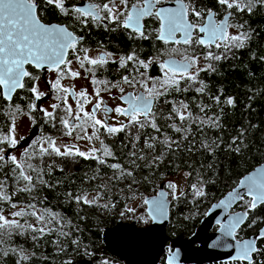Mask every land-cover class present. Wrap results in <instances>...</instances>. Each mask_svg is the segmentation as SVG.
Returning a JSON list of instances; mask_svg holds the SVG:
<instances>
[{
    "label": "snow or ice",
    "instance_id": "1",
    "mask_svg": "<svg viewBox=\"0 0 264 264\" xmlns=\"http://www.w3.org/2000/svg\"><path fill=\"white\" fill-rule=\"evenodd\" d=\"M176 7H157L161 4V0H134L129 3V0H106L103 4L89 3L83 7L72 5L71 7L65 6V0H43L44 4L55 5V7L64 16H73L81 24L87 25L89 20L95 24L103 23L107 21L105 27L108 24L115 25L116 28H123L129 32L131 36L140 39H149V35L145 32L144 21L149 17H155L159 20L160 26L155 30V38L165 44L173 43L175 45H186L193 47L194 45L204 46L210 48L213 44L216 48L223 47L225 53L230 52L232 48H240L244 46V42L250 39V32H239L237 35H231L228 29L231 27H237L243 29L244 24L233 25L229 22L230 17L233 15L232 9L237 12L247 11L249 14L253 12V9L257 6H264V0H216L223 8L227 9V13L220 21L215 19L216 13L211 9L197 8L196 0H175ZM41 3L40 0H0V99L12 104L13 96L18 90H26L32 94L35 100L41 99L46 93L39 90L36 83H33L30 88H26L25 78L38 80V77H33L32 73L26 68L27 65H31L37 69L47 67L48 71H56L57 78L54 81H49L51 89L54 90L57 100H61L64 116L59 117V122L64 129V135L73 136L75 133V139L87 140L90 144L93 139L100 140V130L103 129L110 136H114L117 133L129 130L131 136V129H143L145 127H151L156 132H160V128L156 123V111H154V104L160 97L166 96L169 89H175L180 91V82L182 80L188 82H196L197 77L201 71H214V66L211 63L206 64L204 68L198 66L199 57L196 55L188 54L187 48L184 49L183 58L181 60H175L169 58L163 61H154L152 58L145 61L140 59L135 51L128 55L119 57V65L124 68L131 62L134 66V71L139 72V68L147 70L149 66L157 62L161 70L160 77H149L145 75V72H139L140 79H137L135 75L122 77L123 84L128 85L133 89L142 88L144 91H134L125 93L123 87H119V83L112 84L111 87H119L121 93L120 100L121 105H117L114 109L108 108L100 95L101 89H94L95 103L89 99L87 90L75 91L72 87H66L61 84V80L64 78L76 79L80 76V72L73 70L71 67L72 61L67 59V53L69 50L73 52L83 51L84 55L76 56V60L80 65V68H85V65L91 67L86 68L88 72H93L96 66H103L109 62V58L112 57V53H102L97 57H90L87 49H77V44L82 37H77L72 31L69 30L67 25L57 23L44 22L40 15ZM194 19H189V17ZM197 33L202 35H197ZM179 34V38L177 36ZM173 52H178L180 49L173 48ZM224 53L214 54L211 51L207 52L204 56L205 61H220L225 59ZM116 62V61H113ZM63 66V67H62ZM195 69V71H193ZM152 82V87L148 86V82ZM93 85L102 83L106 85L105 91H110L111 88L107 87L108 81H97L93 75ZM201 86L196 89L197 92L204 91L203 82H200ZM159 85V87H157ZM187 90V89H185ZM59 93H63L61 96ZM72 95L76 98V108L73 110L71 105L67 103L68 96ZM219 102L220 97H214ZM172 103V112L167 119H178L181 122L191 121L193 123L198 122L200 125L205 123L211 124L213 127H219V117H193L192 113L188 110V105L183 101L179 102L177 106L176 102L166 101ZM228 105H233L232 98L226 100ZM91 104V111L85 110V105ZM37 104L30 102V113L37 110ZM52 111H48L46 108H40L39 111L43 113L45 121H52L53 127H55V121L57 116L56 110L61 107L60 104H52ZM103 110L105 113L104 119L97 118V112ZM200 111L204 112V106H200ZM111 112H115L117 116L125 117L126 123L116 121L115 124L108 123V115ZM22 113V109L19 105L14 106L13 122L7 135L0 136V144L6 145L7 148H16L20 143V140H24L25 137H20L17 140L15 137L16 123L15 114ZM177 133H187L189 128H185L183 124L177 125L172 123L169 125ZM88 128H91V133L88 132ZM244 130H241L238 137H233L230 145V150L236 154H240L247 145H244L243 136ZM187 139V135L182 137ZM140 139L139 135L136 136V141ZM157 137H151V140H157ZM165 149L175 151L173 145H178V141L172 140L165 135L163 141ZM133 148L136 147V142L132 144ZM212 154L211 145H203ZM218 146V145H217ZM234 146V147H232ZM145 147L148 149H154L155 145L148 140L145 141ZM63 149V150H62ZM101 153V155H97ZM82 157L84 159L96 160L98 164H105V157H114V153L104 144L103 140H100V148L94 146L89 147L87 151H81L75 144H62L58 145L54 137H40L31 140L28 146L24 149L21 156L18 158L14 154L6 152L5 147H0V169L6 164H11V174L15 178L16 182L23 181V187H18L17 192H32L36 183L42 184L45 187H52L50 183L43 179V167H39L33 164L31 161L39 158L41 163L44 162V157ZM129 156L132 158L131 163L135 166V169H139L140 165L136 163V160H145L144 155L137 157L136 152H130ZM164 153L159 156H154L145 165L147 168L158 167L163 162ZM55 166L53 161L48 164L49 170ZM114 170V175L110 177L111 180H122L125 178H132V183L128 184L129 190H132V185L139 183L135 178L134 170L124 168L120 163H112L108 165ZM211 167V166H210ZM63 169L61 168V171ZM35 173V177L30 174ZM118 173V174H117ZM192 173L186 172L185 178L190 177ZM96 177L94 176L93 179ZM147 180L148 177H143ZM35 180V182H34ZM5 181H0V201L10 202L11 196L5 191ZM206 181L202 176L198 177L197 183L191 184V188L194 191L196 197H203L206 195L203 185ZM101 187L106 188L107 185ZM170 190V194L173 200H179L185 193L183 190L178 192V185L175 182L168 181L165 185ZM238 189H244V192L238 191ZM169 193L161 191L157 194L156 198L148 199L143 198V205L149 206L146 209V217L141 216L145 223L148 220L156 221L159 217L166 215L167 204L163 199ZM15 195V192L13 193ZM68 197L70 200L76 203H82L89 206H102L108 207L107 204L99 205L98 201L102 198V193L97 191L95 195L89 198L87 192L83 194H76L69 192ZM249 199H246L245 197ZM35 200V198H33ZM38 202H32L18 207L16 203H12L11 207L16 209L10 213L12 217L9 219L3 214V210L0 209V243L6 242V239H10L13 233L24 235L29 231L33 233L32 239L38 238L50 234L54 231L58 232L60 236L69 237L71 232L63 231L62 229L70 224V221H66L64 217L58 212H52L47 208H39L37 203H43V200ZM129 199H135V193L129 197ZM242 201L245 204V210L242 213L230 215L226 223L217 221L220 229L228 236L235 239L238 229L248 220L249 213L254 212L261 205H264V167L256 169V171L250 175L241 179L231 192L227 194L226 199L219 201L218 205L213 207L227 208L233 201ZM115 207V205H112ZM127 212H134L135 209L131 207L125 208ZM124 213H121L123 215ZM31 216L37 221L36 225L28 223L24 220L21 223L20 219ZM264 220V218H261ZM257 221L253 220L252 224ZM249 225V227L252 226ZM58 225L59 227H55ZM78 230V229H77ZM38 234V235H36ZM264 241V228H261L258 234L248 240H237L235 244L236 255L232 258L238 260L241 264H258L255 257L258 254H264V248L258 246V242ZM72 244L79 247V242L75 239L71 241ZM9 251L17 253L20 258L27 260L29 257L24 255L23 250L16 248L6 249L3 255L7 256ZM91 255V253H89ZM173 256H169L168 264H173ZM16 264H20L18 260ZM67 264H71L68 261ZM107 264V262H104ZM264 264V261L259 262Z\"/></svg>",
    "mask_w": 264,
    "mask_h": 264
},
{
    "label": "trees",
    "instance_id": "2",
    "mask_svg": "<svg viewBox=\"0 0 264 264\" xmlns=\"http://www.w3.org/2000/svg\"><path fill=\"white\" fill-rule=\"evenodd\" d=\"M83 1L99 4L106 2V0H65L71 4ZM40 3L42 12L47 10L45 20L57 21L59 10L55 5L44 4L43 0H40ZM196 3L197 8L205 10L211 8L216 13L217 19H223L228 11L216 3V0H196ZM231 11L233 15L229 22L233 25L244 24V28L229 29L250 32V39L245 40L243 47L232 48L227 53L223 47L210 48L213 49L211 52L216 49L219 52L223 51L226 55V58L220 61L208 62L214 66V71H201L196 82L182 80L180 91L170 89L166 96L159 98L156 123L160 132H156L151 127H145L139 130L131 129V136L129 130L123 136L117 133L113 146L115 158L105 157V164H98L96 160L80 157H44L43 164L40 162L36 165L43 167V179L52 187L36 183L32 192L16 191L18 187H23L24 182H16L11 174L13 166L10 163L0 169V181L6 182L5 191L11 196L10 202L0 201V209L3 212L13 210L12 203L23 207L46 197L43 203H37V206L58 212L66 221L71 222L62 229L71 232L69 237L60 236L54 231L33 240V233L30 231L24 235L13 233L10 239L5 238L6 242L0 243V264H16L18 260L20 264H67L68 261H71V264H81L83 261L93 263L102 261L106 257L105 253L100 251L103 247L101 239L103 230L113 227L118 219L128 223L136 220V225L141 228L148 226L150 219L145 223L140 218L141 216L147 218L146 212L140 211V207L134 212H127L126 206L129 207V204L134 203L136 199L156 195L159 186L164 183L163 179L179 172H190L192 175L188 177L185 195L179 200L169 201V223L166 233L171 239L179 235L189 237L212 204L254 167L264 163V6L257 5L251 14L247 11L237 12L235 9ZM189 19L194 18L190 16ZM200 82L204 85L203 92L196 91L201 86ZM217 96L220 97L219 102L214 99ZM229 97L234 101L231 106L226 103ZM166 101L176 102L177 106L180 101H183L188 105V110L193 117H219V127H213L208 123L200 125L198 122H181L175 118L169 120L167 117L172 112L173 104ZM15 105H19L22 111L29 112L25 104L15 101L9 105L8 102L0 99V135L8 133L9 127L11 128ZM200 106H204V112L200 111ZM32 113L34 117L36 111ZM172 123L178 126L183 124L185 128L190 127V131L177 133L169 127ZM241 130H244L242 139L247 147L244 148L242 145L243 151L236 154L230 150V145L232 138L238 137ZM137 135L140 137L138 142ZM165 135L179 142L178 145H173V148L177 150L165 149L164 144L160 142L164 140ZM184 135L188 137L186 140L182 138ZM151 137L158 139L151 140ZM133 138L136 142L135 148L131 144ZM146 140L153 143L155 148H146ZM205 144L212 146V154L203 146ZM133 151L136 152L137 157L140 155L146 157L142 160L145 165L152 157L159 156L163 152V162L151 169L144 164H139L140 168L135 169L131 163L132 158L129 156V153ZM53 161L55 166L49 170L47 165ZM138 161L139 159L136 160L137 164ZM112 163H120L124 168L133 169L139 183L133 184L132 190H129L127 185L132 183V178L111 180L114 170L108 165ZM30 174L34 177L36 175ZM94 176L95 179H93ZM145 176L148 177L147 180L143 179ZM200 176L206 181L203 185L206 195L196 197L191 184L197 183ZM102 185L107 187L103 188ZM97 191L102 193L98 204H107L108 207L78 204L70 200L67 195L69 192L73 195L87 192L91 198ZM14 192L15 195H13ZM133 192L135 199H129ZM113 204L115 207L112 206ZM245 207L243 203L234 209L237 210L235 212H243ZM121 213L124 214L121 215ZM11 218L10 216L9 219ZM261 218H264V205L249 213L248 220L237 231L235 239L243 240L253 236L264 225V220ZM17 219H20L21 223L27 220L30 224H37L36 219L31 216ZM253 220L257 222L252 224ZM250 224L252 226L248 227ZM73 239L79 242V247L71 243ZM258 246L264 248V241L258 242ZM10 248L22 249L24 255L29 258L23 260L18 252L11 251L7 256L3 255V252ZM165 249L167 254L169 244H166ZM255 259L259 264L264 261V256H256ZM160 261L165 264L164 256Z\"/></svg>",
    "mask_w": 264,
    "mask_h": 264
},
{
    "label": "flooded vegetation",
    "instance_id": "3",
    "mask_svg": "<svg viewBox=\"0 0 264 264\" xmlns=\"http://www.w3.org/2000/svg\"><path fill=\"white\" fill-rule=\"evenodd\" d=\"M170 2H171L170 0H161V4L157 5V7H165L166 5L170 4ZM88 3H92V2H88ZM72 5L77 6V3H73L65 6L71 7ZM40 15L42 16L44 22H47L45 20V17L47 15V10H44L43 12L41 10ZM57 15H58L57 21H50L47 23H57V24L67 25L69 30L72 31L77 37H82V39L77 44V49L80 50L87 49L88 50L87 54L93 58L101 55L102 53H112V57L109 58V62L103 66H96L93 69V72H88L85 70L86 68L91 67L87 64L85 65V68H80L79 63L76 60L77 55H80L81 57L84 55L83 51L73 52L72 50H69L67 53V59L72 61L71 64L72 69L79 71L80 76L76 79L64 78L61 80V84L66 87H72L77 92L80 90H87L89 94V99H91L93 103H95V96H94L95 88L101 89L100 95L104 101V104L108 108H112V109H114L117 105H121V100H120L121 93L119 91V87H123L125 89V93L134 92V91H141V92L144 91L142 88L138 87L137 89H133L128 85L123 84L122 77L125 75H128L130 77L135 75L137 79H140L139 72H145V75L149 77L161 76V70L157 62L152 63L147 70L143 68H139V72H136L134 71V66L131 62H129L126 67L121 68L119 65L120 56L122 55L126 56L129 53L135 51L137 56L145 61L149 60V58H152L154 61H163L170 58V43L165 44L164 42L159 41L155 38L156 36L155 30L158 29L160 26L159 20L156 19L155 17H149L144 21L145 32L146 34L149 35V39L145 40V39L135 38L134 36H131L127 30L123 28H116L115 25L112 24H108L106 28L105 24H107V21H104L103 23L100 24H95L91 22V20H89L88 24L85 26L81 24L78 20L73 18L75 14H73V16H64L59 11ZM215 19L217 21L222 20V18L217 19V16H215ZM213 47H215V45H212L210 48ZM210 48L199 46L198 51L205 53L206 51L213 50ZM163 51L166 52L162 53ZM177 59L181 60L180 58ZM26 68L29 72L32 73L33 77L39 78L38 80L25 78L26 88H30L33 83H36L39 87V90L46 93V95L44 97H41V99L39 100H35L30 92L26 90H18V92L13 96L12 102L18 101V103L20 104H25L24 106L26 105L28 106L30 102H34L37 104L38 107L37 110H35L36 117H34L35 120H32L29 126V130L34 126H36L39 130L38 136L39 134H43L44 130L46 129L45 123H47L45 121L43 113L39 111V109L44 108L47 105H52L54 103L60 104L61 107L58 108L55 113L57 119L55 121L54 128L61 131L63 127L59 122V117L65 114L63 109V104L61 100H57L55 98L56 95H58V93L52 90L49 84V81H54L57 78L56 71H48L47 68L37 69L31 65H27ZM93 75L97 81H108L109 84L107 85V87H110L111 90L105 91L104 89L106 85L102 83L93 85L92 83ZM117 83H119V87H111L112 84H117ZM148 86L152 87L151 81L148 82ZM59 95L63 96L64 94L59 93ZM67 103L71 105L73 110H75L76 98L74 96L69 95ZM91 109H92L91 104L85 105V110L91 111ZM48 111H52V109L50 108ZM154 111H156L158 115L157 102L154 104ZM107 115H108V123L110 124H115L116 121H121L124 123L127 122L125 117L117 116L115 112H111ZM97 118L99 119L105 118V113L103 112V110L97 112ZM126 132L127 130L120 132L118 134L123 136ZM27 135L28 133L24 137H26ZM8 149H12V152L14 151L13 148H8ZM21 149H25V148H21Z\"/></svg>",
    "mask_w": 264,
    "mask_h": 264
},
{
    "label": "water",
    "instance_id": "4",
    "mask_svg": "<svg viewBox=\"0 0 264 264\" xmlns=\"http://www.w3.org/2000/svg\"><path fill=\"white\" fill-rule=\"evenodd\" d=\"M87 4L89 3L83 1L79 2L77 6L83 7ZM176 6V2L173 1L165 7L174 8ZM178 35L179 34H177V36ZM198 35L202 34L198 33ZM170 45L175 44L170 43ZM171 58L179 60L174 57ZM45 68L47 67H44L42 69ZM38 132V128L34 126L30 130L29 135L24 140H22L14 149L26 148L31 140L35 139L38 136ZM7 153L10 154L11 150H8ZM262 167H264V163L256 166L252 171L244 175L241 179H243L247 175L254 173L256 169ZM237 185L234 188H237ZM161 191H164L162 184L159 186L156 195L148 197V199L151 200L153 198H156L157 194ZM238 191L244 192L245 190L238 189ZM227 194H225L219 201H221L222 199H226ZM163 199L167 204L166 215L164 217H159L156 221L150 220V224L148 226L141 228L136 225L135 221H133L132 223H128L123 222L121 219H118L113 227L105 228L101 235L103 249L105 250V252L117 257L125 264H155L163 256L164 263L168 264L170 255L174 257L173 264H215L218 262L227 263L238 261L232 259L236 255L235 244L237 240L231 236L226 235L220 229L217 221L219 220L221 221V223H226L230 215L242 213V211H233L237 206L236 204L239 202V200L233 201L227 208L213 207L214 205H218L219 201L212 204L206 212L205 216L200 220L196 229L189 237L179 235L176 238L171 239L166 234V228L169 222L170 202L167 196H165ZM247 199L249 198L247 197ZM148 207L149 206H147V208ZM133 228H135L134 230L136 232L146 231V233H144L143 235H139L140 241L133 239L132 235L130 234L131 232H133ZM261 228H264V225L260 227L253 236H250L243 240H248L255 237ZM119 240H122L119 248L126 250L125 253H123L124 255L115 253L116 248L114 247V244ZM166 244H169V252H167V254H165ZM87 262H89V264L93 263L91 261ZM84 263L85 262H83V264Z\"/></svg>",
    "mask_w": 264,
    "mask_h": 264
},
{
    "label": "rangeland",
    "instance_id": "5",
    "mask_svg": "<svg viewBox=\"0 0 264 264\" xmlns=\"http://www.w3.org/2000/svg\"><path fill=\"white\" fill-rule=\"evenodd\" d=\"M67 4H71V3H67V2H65V5H67ZM191 20V19H190ZM228 32L231 34V35H237V34H239V32H238V30H236V29H228ZM173 48H178V49H180V51H178V52H173L172 51V49ZM187 48V50H188V54H190V55H196V56H198L199 57V61H198V66L200 67V68H204L205 66H206V64H208V62H210V61H205V59H204V56L207 54V52H209V51H206L205 53H202V52H200V51H198V49H199V45H194L193 47H189V46H186V45H171L170 46V58L171 57H174V58H180V59H182L183 58V52H184V49H186ZM166 51H163L162 53H165ZM212 53H214V54H216V53H219V54H221V53H224L223 51H221V52H219V51H216V49L214 50V51H212ZM161 54V53H160ZM193 71H195V69H193ZM157 87H159V85H157ZM51 105H47V106H45L44 108H46L47 110H49L51 107H50ZM61 110V109H60ZM27 113H29V112H26V111H22V113H20V114H15V123H16V131H15V137H16V139L17 140H20V137H24L27 133H28V135H29V132H30V130L32 129H30L29 130V126H30V124H31V122H32V120H35L34 119V117H36L35 116V114H34V117H33V113L31 112L30 113V115H31V119L29 118V115H27ZM65 115V114H64ZM63 115V116H64ZM12 121H13V118H12ZM46 125V129L44 130V132H43V134H39V136L37 137V138H40V137H47V136H51V137H54L55 139H56V141H57V144L58 145H62V144H69V145H71V144H75V145H77L79 148H80V150L81 151H87V149L89 148V147H92V146H94V147H96V148H100V140H103V142H104V144L106 145L107 144V146L109 147V149L115 154V151H114V138H116L115 136L116 135H114V136H110V135H108L106 132H104L103 131V129H101L100 130V133H99V135H100V140H96V139H93V141L91 142V144L87 141V140H77V139H75V133H74V135L73 136H71V137H69V136H66V135H64L63 133H64V129L62 128L61 129V131H59V130H57L56 128H54L53 127V122L52 121H47V123H45ZM44 125V124H43ZM44 127V126H43ZM9 129H10V127H9ZM91 131H92V129L91 128H88V132L89 133H91ZM8 132H9V130H8ZM102 133V134H101ZM8 133H3V134H1L0 136H3V135H7ZM27 135V136H28ZM26 136V137H27ZM25 137V138H26ZM36 138V139H37ZM129 140V139H128ZM22 140H20V142H21ZM108 142V143H107ZM133 142H135V138H133V140H132V142H131V144H133ZM0 146L1 147H5L6 148V152L8 151V150H11V153L10 154H14V155H16L18 158L21 156V154L23 153V151H24V149H21V150H18V149H14V151L12 152V149H8L7 148V146L6 145H2V144H0ZM116 146V145H115ZM8 149V150H7ZM63 150V149H62ZM138 154H139V152H138ZM97 155H101V153H97ZM80 158H82V157H80ZM92 160V159H91ZM33 164H38V163H40L41 161H40V159L39 158H37V159H34V160H32L31 161ZM138 164H144V166H145V162L144 161H142V160H139L138 161ZM255 168V167H254ZM253 168V169H254ZM252 169V170H253ZM251 170V171H252ZM168 181H172V182H175L177 185H178V192L180 191V190H183V191H185V189H186V186H187V181H188V178L186 179L185 178V173L184 172H179V173H177L176 175H174V176H170V177H165L164 179H163V190L166 192V193H169L168 195H167V198H168V200L169 201H171L172 200V197H171V194H170V190L169 189H167L166 187H165V185L168 183ZM239 182V181H238ZM238 182H237V184H238ZM236 184V185H237ZM236 185H234L230 190H228L227 192H225V194H227V193H229ZM224 194V195H225ZM223 195V196H224ZM222 196V197H223ZM221 197V198H222ZM220 198V199H221ZM142 199L143 198H139V199H136L135 201H134V203L132 202V203H130L129 204V207H131V208H134L135 210H137V208L138 207H140V211H142L143 213H145L146 212V209H147V206L146 205H143V203H142ZM219 199V200H220ZM246 199H247V197H246ZM218 200V201H219ZM218 201H216V202H218ZM215 202V203H216ZM241 204H243V202L242 201H239L236 205H241ZM169 207H170V205H169ZM211 207V206H210ZM209 207V208H210ZM208 208V209H209ZM236 208V207H235ZM14 210H16V209H13V210H11V211H9V212H3V214L5 215V216H7L8 218H10V213L12 212V211H14ZM208 211V210H207ZM206 211V212H207ZM234 212L235 211H237V210H233ZM146 214V213H145ZM257 215V214H256ZM136 221V220H135ZM169 223V222H168ZM248 227H249V225H248ZM167 229V228H166ZM167 234V233H166ZM133 239H135V237L133 236ZM103 243V242H102ZM100 251L102 252V253H105V256L106 257H104L103 258V260L102 261H100V262H98V263H92V264H104V262H107V264H125L123 261H121L120 259H118L117 257H115V256H112L111 254H109V253H107V252H105V250L103 249V247H102V249H100ZM110 259V260H109ZM85 263L84 264H89V262H87V261H84ZM160 263V260L157 262V263H155V264H159Z\"/></svg>",
    "mask_w": 264,
    "mask_h": 264
},
{
    "label": "bare ground",
    "instance_id": "6",
    "mask_svg": "<svg viewBox=\"0 0 264 264\" xmlns=\"http://www.w3.org/2000/svg\"><path fill=\"white\" fill-rule=\"evenodd\" d=\"M135 228H133L132 230H133V232H131L130 234L132 235V237L134 236L135 237V239L137 240V241H140V237H139V235H143L144 233H146V231H141V232H136L135 230H134ZM148 238V237H147ZM122 243V240H119V241H117L115 244H114V247L116 248V254H123V253H125V251L126 250H123V249H120L119 248V245ZM124 255V254H123ZM84 262V261H83ZM83 262L81 263V264H83Z\"/></svg>",
    "mask_w": 264,
    "mask_h": 264
},
{
    "label": "built area",
    "instance_id": "7",
    "mask_svg": "<svg viewBox=\"0 0 264 264\" xmlns=\"http://www.w3.org/2000/svg\"><path fill=\"white\" fill-rule=\"evenodd\" d=\"M264 256V254H258L257 255V257H263ZM159 264H162L161 263V261H160V263ZM215 264H241V262L240 261H233V262H227V263H215Z\"/></svg>",
    "mask_w": 264,
    "mask_h": 264
}]
</instances>
